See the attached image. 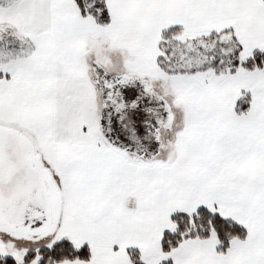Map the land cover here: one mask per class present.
Returning a JSON list of instances; mask_svg holds the SVG:
<instances>
[{
    "label": "snow or ice",
    "instance_id": "6c2138e0",
    "mask_svg": "<svg viewBox=\"0 0 264 264\" xmlns=\"http://www.w3.org/2000/svg\"><path fill=\"white\" fill-rule=\"evenodd\" d=\"M0 264H264V0H0Z\"/></svg>",
    "mask_w": 264,
    "mask_h": 264
}]
</instances>
